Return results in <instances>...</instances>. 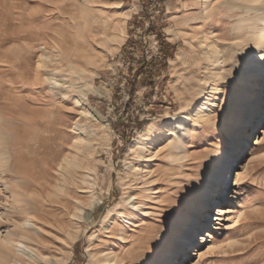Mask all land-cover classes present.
I'll use <instances>...</instances> for the list:
<instances>
[{"label": "rangeland", "instance_id": "374dc122", "mask_svg": "<svg viewBox=\"0 0 264 264\" xmlns=\"http://www.w3.org/2000/svg\"><path fill=\"white\" fill-rule=\"evenodd\" d=\"M230 1L0 0V101L14 117L6 137L10 154L0 155V242L9 230L18 229L10 207L12 195L19 198L14 194L18 185L32 193L38 209L47 210L30 214L39 223L37 260L22 257L16 264H153L155 255L173 240L190 202L212 172L215 160L208 161L221 154L225 200L208 196L199 212L201 219L193 218L182 233L193 234L184 255L176 254L185 243L177 237L167 257L171 256L172 264L184 260L191 264H264V133H259L264 129V107L259 121L248 120V133L235 139L241 144L236 152L229 147L224 124L238 97L236 85L222 89L220 104L212 108H223L218 135L197 132L195 124L180 125L183 135L176 133L171 144L163 142L152 151L139 145L143 133L150 129L153 133L164 121L188 119L183 114L213 82L210 74L217 68L206 67L205 37L223 50L222 74L235 58L228 61L225 54L241 43L234 37L238 20L236 15L229 17ZM144 8H148L146 15ZM127 13L130 17L124 26ZM157 16L156 27L175 46L174 55L168 57L152 89L142 85L130 95L131 80L140 81L143 76L134 77L137 60L143 53L148 61L160 57L157 32L147 29L150 19ZM44 53L51 56L41 62ZM242 54L246 58L253 55L249 50L235 56ZM216 91L209 94L210 99ZM205 96L200 103L210 106ZM86 112L93 115L85 116ZM209 117L215 120L218 113ZM136 118L147 121L143 130L134 131L132 138L123 137L120 132L128 134L127 125L135 126ZM77 123L90 134L82 132L84 127L77 129ZM257 134L261 135L258 144ZM242 135L249 136L247 142L241 141ZM65 157L78 161L76 180L87 179L88 183L73 185L66 192L51 178V191L45 195L52 201L41 205L45 198L34 185L45 181L42 176L48 177V170L57 174V163ZM237 170L243 178L235 184ZM32 177L37 181H31ZM229 194L234 197L227 200ZM92 197L101 202L84 219ZM67 200H72V233L78 234L70 244L59 223L41 218L42 214L62 217ZM216 202L228 203L230 216L241 211L240 219L212 229ZM206 230L213 232V242L200 244Z\"/></svg>", "mask_w": 264, "mask_h": 264}, {"label": "bare ground", "instance_id": "6f19581e", "mask_svg": "<svg viewBox=\"0 0 264 264\" xmlns=\"http://www.w3.org/2000/svg\"><path fill=\"white\" fill-rule=\"evenodd\" d=\"M205 8H208V7H205ZM228 11L232 12L229 17H233L234 15L237 16L238 21L235 27L234 37L235 39H240L241 43L239 44L236 41L238 43L236 46L237 48L233 47L231 49H228V51L225 53L226 59L228 61L232 60L233 57H235V53L239 51L245 52V51L251 50L252 53L257 52L261 46H264V11L261 10V5L255 3L254 0H232L230 1V6L228 7ZM207 12L208 10H206V13ZM129 17H130V14L127 13L125 16L124 26L126 25V21ZM116 31L118 32V30ZM205 38L206 39H204V43H202V47H203L204 59L206 61V67L209 65L210 66L213 65L214 67L216 66L217 68V70H215L212 74H210L211 80H214V78L223 76L221 71L223 68L222 63L224 62V59H223L224 54H223L222 49H220L217 45H211L207 37ZM47 53H44L42 55L41 62H44L45 58L47 57L50 58L51 55L49 54L50 55L49 56ZM252 56L253 55H250L246 59H250ZM259 56L260 58H264V52L260 53ZM229 71H231V69ZM236 87H237L236 90L238 91V97L231 104L230 111H229V113L231 112L233 114V119L230 121L227 127L225 126V132L228 137L229 147L230 145H232L234 152H236L237 150H240L241 144H239V142H235L236 141L235 139H237L239 134H241L242 132L244 134V132L246 131L245 127L247 124H249L248 120H250V123L256 120L259 121V117H260L259 115L260 113H262L261 111L263 110V107H264V72H262L258 67L253 65V72L249 76V78H247L239 86L236 85ZM204 89L205 88L201 90V93L204 91ZM214 90H217V89L212 88L210 91H208L207 97L205 96L207 101L209 100L211 101L210 106H207V102H204V101H203L204 103L202 104L200 103L201 105L199 104L198 111L201 114L206 115L208 117L210 116V114L212 115V112H214L212 110L213 106L214 105L217 106L215 102L216 98L214 97V99H210V96H209V94H212ZM219 91H222V89H219ZM92 115L93 114L91 112L85 113V116H88V117H91ZM244 116H246L245 119L243 118ZM13 120H14V117H11L6 112V110H4V107L1 106V101H0V155L10 154V149L6 146V143H7L6 137L10 136L11 129L9 126L14 122ZM76 127L77 129L79 128L82 130L84 126L82 127L79 123H77ZM176 128H180V124H177ZM176 128L168 129L169 139L167 140H164L163 137H161L160 139L153 140L152 139L153 133L151 131L152 129H150L148 132L143 133L142 139L139 142L140 148L143 149L147 147L148 148L147 150L152 151V149H155L158 145L162 144L163 142L166 143L165 145L171 144L172 142H174V138H172L173 135L175 134L176 136V133H177ZM83 130L82 132L84 133L87 132L86 134H90V131L87 130L86 128ZM260 132L261 134L264 133V129L263 131H259V133ZM246 133L248 132L246 131ZM257 137L258 139L257 141H255L256 144L260 142L261 135H258ZM84 138H87V136L85 135ZM248 138L249 136L243 137L242 135L241 141L245 140V142H247ZM1 146H3L2 149H1ZM234 155H236V153ZM230 158L231 157L229 156V160ZM6 160H9V157L6 156ZM223 160H224L223 154L216 157L212 172L208 175L206 181L201 185L200 189H198L195 199H193L190 202L189 211L186 214L187 216L185 215L180 226L173 232L172 237H171V239L173 238V240L171 242L168 241L167 245L163 247L157 253V255H155L156 257L153 260V264H170V263L172 264L173 263V261L170 260L171 256L169 257L167 256L169 255L168 252L171 251L170 247L172 246V243L174 242V238H177V237L179 238V242L182 243L185 241V243L181 245V248L177 249L178 253L176 252V254H179L180 256L184 255L183 253L186 252V247L189 244V241H191L193 234L187 233L188 235L186 234L185 236L184 235L182 236V233L193 218L198 217L199 219H201L200 217H202L203 215H201V213L199 214V212L205 208L206 205L204 203V200L208 198V196L210 197V195L215 194L217 199H220L221 201L225 200L226 193H227V191L225 190L227 188L224 189L221 181H223L224 177H226L224 176V173H226V171L224 167L222 170H220L222 168ZM53 161L50 163V165L53 164L52 168L54 166ZM57 166L59 167V168H56L57 174L55 173L53 174L51 171L48 170L47 171L48 177L46 176V174L45 176H42V179L45 181H40V180L37 181L35 177H32V179H30L33 182L37 181L34 185V189H37L40 192L42 198H45L44 201H42L41 205H44V202L49 203L50 201H52L49 197L45 195L46 191H49V190L51 191L50 184L52 183V179H54L55 183L58 185L57 187H60L62 190L66 192H69L70 190H72L73 185L77 187L78 184L83 185L84 183H88L86 182L87 179H81L80 182L76 180L77 174H76L75 169L77 166H79V163L75 158L65 157L61 163H57ZM50 168L51 166L49 167V169ZM242 178H243V172H240V170H237L235 184L240 183ZM6 186L8 187V184H6ZM21 186L22 185L17 186L19 187L18 188L19 190H14V194L16 196H19V198H15L14 195H12V197L14 198V201H12L10 205L12 212L15 213V217L18 220V226H17L18 229L13 230V231L9 230L7 232V236L4 239V241L0 242V264H16L17 260L22 259V257L28 260H32V261H36L38 258V254L36 252L35 247L38 246L37 243L39 241V238H38L40 235L38 231L39 223L37 219H35V217H31L30 214L36 210H41V213H43L44 211L47 212V210L46 208L38 209L37 207L38 202L36 198H33L32 193L30 194L26 190V188H23ZM80 192H84V191H80ZM230 197L233 198L234 194L233 195L229 194L227 196V200L230 199ZM71 201L72 200H67L66 204L62 205L63 206L62 207V210H63L62 217L51 218L47 214H44V215L42 214V217H41L46 222H52V223L57 222L60 224L61 230L63 232V236L66 237L65 239H66L67 244H70L72 240L73 241L77 240V235H78L77 233H72V227L74 226V221L72 219V209L73 208L72 206H70V203H72ZM100 202H101L100 198L92 197V199H90V201L87 202L88 204L85 207L83 218L84 219L88 218L90 214L92 213V211L94 210V208ZM219 203L220 202L215 203L216 205L218 204V207L216 208L217 213L212 219V221L215 222V225L212 226V229H220V225H222L224 222L228 220H231L232 222H236L240 219L241 214H242V212L240 211L238 214L230 216L231 210H230V207L227 205L228 203H225V204L224 203L219 204ZM212 233L213 232L211 230H206L205 233L201 235L202 240L199 241V243L201 242L200 244H202L206 242H213L214 236ZM199 252L200 251L194 252V253L195 255H198ZM200 255L202 254L200 253ZM176 259L177 258H175V260ZM180 264H191V261L184 260Z\"/></svg>", "mask_w": 264, "mask_h": 264}, {"label": "snow or ice", "instance_id": "6c2138e0", "mask_svg": "<svg viewBox=\"0 0 264 264\" xmlns=\"http://www.w3.org/2000/svg\"><path fill=\"white\" fill-rule=\"evenodd\" d=\"M255 3L261 5V10L264 11V0H254ZM213 22L209 23V27L212 26ZM264 52V46H261L257 52L253 53V56L250 59H246V54L237 55L231 61L225 71L222 77L214 78L213 82L208 85L207 88L204 89V91L200 94V100L196 101L194 105L190 106V111L183 114V116L188 117V119H182L179 118L177 121H170L166 120L163 124H160L156 129L153 130L152 139H160L163 137L164 140L169 139V128H176L177 124L185 125V126H191L193 124L197 125V132H207L211 134L213 137L215 135L219 134L220 129V120H219V113L223 112V108L221 109H212L213 111H216L218 113L217 119L213 120L212 118L201 114L196 105L200 103L204 99V96L208 94L209 88H215L217 91L214 93L216 97V104H220L219 97L223 95V92L219 91V89H225L229 85H237L239 86L242 84L253 72V65L258 67L262 72H264V58H260L259 54ZM228 69H231V71H228ZM224 107H227V101H225ZM233 119V114L230 112L227 116H225L224 124L227 127L230 123V121ZM264 127V125H262ZM177 133H182V130L180 128H176ZM172 138H175V134ZM186 139L187 136H184ZM221 153H223L224 149L221 146L220 149ZM216 157H213L211 160L208 161V163H212V160H215ZM203 183V181H202Z\"/></svg>", "mask_w": 264, "mask_h": 264}, {"label": "trees", "instance_id": "16d2710c", "mask_svg": "<svg viewBox=\"0 0 264 264\" xmlns=\"http://www.w3.org/2000/svg\"><path fill=\"white\" fill-rule=\"evenodd\" d=\"M147 9L148 8H144L143 10L145 15L148 13ZM156 20H159L158 16L155 18V20L150 19V24L147 29L152 30V31L154 30L157 32V37L159 38V41L161 43L160 57H152L151 60L148 61L146 55L143 53L141 58L137 60L136 62L137 70L134 74V77L136 78L137 75L139 74H142L143 76H142V80L140 81H138L137 79H135L134 81L131 80L130 95H134L136 90L142 85H145L149 89H152L155 86L156 81L162 77L163 71L167 67L168 57L174 55L175 46L165 40V35L162 32L161 28L156 27ZM137 46H138L137 49L139 50L140 49L139 44ZM126 47H127V44L124 46V51L127 50ZM164 81L165 79L163 80V83ZM134 124L135 126H132L131 124L129 126L127 125V131L129 132L128 134H126V131L124 130L120 132L121 130L119 126H118V130L123 137L132 138L135 136L134 131H137V132L142 131L144 125L147 124V121L146 120L141 121L136 118L134 120ZM78 244L79 242L77 243V245Z\"/></svg>", "mask_w": 264, "mask_h": 264}]
</instances>
